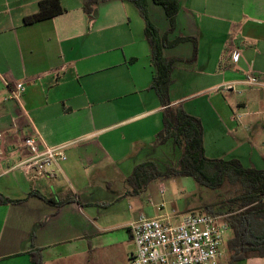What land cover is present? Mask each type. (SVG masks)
<instances>
[{
  "label": "crops",
  "instance_id": "0c3cea01",
  "mask_svg": "<svg viewBox=\"0 0 264 264\" xmlns=\"http://www.w3.org/2000/svg\"><path fill=\"white\" fill-rule=\"evenodd\" d=\"M38 1L0 0V194L21 200L0 204V264H32L36 248L43 264H93L100 250L114 252L122 264L133 248L130 223L167 214L142 203L138 180L129 177L141 163L158 168L153 155L159 147L177 149L171 139L155 144L163 106L150 88L155 66L144 22L138 11L132 18L126 13V0L105 7L103 17L87 14L84 0H60L62 14L24 24ZM152 4L149 17L163 35L168 20ZM178 35L196 37L198 50L188 63L191 41L163 48L165 57L180 59L171 78L175 70L200 69V95L209 102L232 84L223 90L237 94L240 116L231 132L239 137L259 122L255 132L264 134V0H200L197 11L180 5L167 39ZM233 47L237 62L230 58ZM247 72L258 77L257 85L243 82ZM17 81L25 84L20 102L7 99L6 83ZM174 85L171 105L187 98ZM36 135L48 146L67 144L54 177L33 176L20 165V140ZM127 195L138 196L131 199L135 205L127 204ZM64 197L69 200L61 205L45 200ZM236 262L264 264V257Z\"/></svg>",
  "mask_w": 264,
  "mask_h": 264
},
{
  "label": "trees",
  "instance_id": "16d2710c",
  "mask_svg": "<svg viewBox=\"0 0 264 264\" xmlns=\"http://www.w3.org/2000/svg\"><path fill=\"white\" fill-rule=\"evenodd\" d=\"M96 1V0H94ZM93 0H84L83 9L91 13ZM137 9L144 22V35L150 47L151 58L155 66L150 88L153 89L163 106L162 128L156 136V145L171 139L173 146L181 149L178 167H166L161 170L153 163H141L134 167L130 180L137 182L138 189H143L151 180L165 176H189L200 184L212 189H219L226 182L240 187V193L221 202V210L213 211L205 207L202 213L225 214L228 227L232 232L227 241L228 262L233 264L251 256L264 257V170L254 165L243 166L239 159H210L204 156L203 125L201 119L186 112L180 103L171 105L168 95L172 84L171 72L180 59L163 55L164 47H173L183 41H191V56L184 60L192 63L197 55V39L194 36L178 35L168 40L176 24V14L180 9V0H151L160 5L165 12L169 27L163 34L149 17L148 0H126ZM65 8L60 0H39L37 11L23 17L24 24H32L62 14ZM43 197V196H42ZM44 198V197H43ZM47 202L57 205L67 202L68 197L58 201L45 198ZM0 194V204L19 202ZM224 208H226L224 210ZM223 211V212H222ZM225 211V212H224ZM32 264H43L41 249L30 253Z\"/></svg>",
  "mask_w": 264,
  "mask_h": 264
},
{
  "label": "rangeland",
  "instance_id": "374dc122",
  "mask_svg": "<svg viewBox=\"0 0 264 264\" xmlns=\"http://www.w3.org/2000/svg\"><path fill=\"white\" fill-rule=\"evenodd\" d=\"M116 1L96 0L92 2V16L99 12L100 16L103 17L104 14L108 13L104 11L105 7ZM150 5H154L151 0ZM180 5H185L186 7L191 5L197 11L200 8V0H180ZM96 6L98 10L95 9ZM125 9L131 18L136 15L137 9L131 3H128ZM109 13L111 16V14L114 15L115 11L110 10ZM199 17L197 16V19ZM173 80L175 82L174 92L183 93V95L186 94L187 96L185 101L180 103L182 108L194 116L202 117L205 157L210 159L237 158L243 166L254 165L256 168L264 170V151L262 147L264 134H256L255 132L259 122L252 126V130L244 132L239 137H237L238 133L235 134L230 130L232 122L236 121L237 117L238 120L240 116V111L234 101V97L237 94L234 95L227 91L218 90L217 93H214L217 99L209 102L208 95H200V69L175 70L172 77ZM262 114L261 117L264 119V113ZM153 156L157 158V165L161 170L167 166L178 167L181 149L177 148L172 152L169 145H164L159 147ZM161 184L164 187L163 191L159 187ZM118 186L120 187V185H114L116 188ZM239 189L238 185L226 182L219 189L212 190L189 176H165L151 180L148 186L143 187L140 197L142 203L155 205L156 209L160 210L161 213L170 214L172 221L177 223L180 214L183 213H199L204 211L205 207H209L213 211L221 210V202L238 195L240 193ZM125 197V199H130L126 200L127 204L133 206L135 202L131 199L138 196L127 195ZM172 211H175L176 214H171ZM231 236L232 232L228 229L225 233L224 245L217 260L218 264H229L227 241ZM114 254V252L109 253L100 250L93 255V264H120ZM235 264H239V262H235Z\"/></svg>",
  "mask_w": 264,
  "mask_h": 264
},
{
  "label": "built area",
  "instance_id": "2783aa9c",
  "mask_svg": "<svg viewBox=\"0 0 264 264\" xmlns=\"http://www.w3.org/2000/svg\"><path fill=\"white\" fill-rule=\"evenodd\" d=\"M239 56V50L233 47L231 60L237 62ZM243 82L257 85L258 77L247 72ZM6 84L10 88L7 99L20 102L24 82ZM221 89L231 90L233 85L226 84ZM66 147L67 144L48 146L38 135L25 136L17 146L22 157L20 165L33 176L54 177L53 166L66 160ZM262 147L264 150V143ZM228 229L225 214L186 213L177 223L170 214L141 215L129 225L133 248L122 264H216Z\"/></svg>",
  "mask_w": 264,
  "mask_h": 264
}]
</instances>
